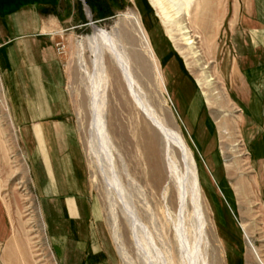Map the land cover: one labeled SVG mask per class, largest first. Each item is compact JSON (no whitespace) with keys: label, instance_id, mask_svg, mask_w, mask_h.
<instances>
[{"label":"rangeland","instance_id":"rangeland-1","mask_svg":"<svg viewBox=\"0 0 264 264\" xmlns=\"http://www.w3.org/2000/svg\"><path fill=\"white\" fill-rule=\"evenodd\" d=\"M231 2L192 3L186 22L197 35L201 66L189 69L149 0H0V213L10 220L13 233L0 247V264H60L47 229L50 208L34 182L32 142L20 125V96L3 72L4 45L24 32V12L28 21L44 25L40 38L64 87L66 115L82 146L86 194L95 204L114 264H264V170L250 153L244 136L248 128L227 83L230 42L225 13ZM129 14L139 19L149 39L162 84L153 61L149 72L144 59L138 60V53L149 57L150 52L143 51ZM92 25L119 39L129 57L133 85L111 58L118 46L94 37ZM125 29L134 34L132 39ZM202 69L220 92L219 112L196 84ZM186 110L193 122L200 111L194 124ZM223 115L232 122L239 156L221 152ZM159 123L179 133L192 154L201 184L203 223L179 151L172 149L171 179L162 187L154 182L151 151L163 145ZM241 181L248 184L246 192L239 187ZM249 202L263 220L258 218V229L247 236L242 224Z\"/></svg>","mask_w":264,"mask_h":264},{"label":"crops","instance_id":"crops-1","mask_svg":"<svg viewBox=\"0 0 264 264\" xmlns=\"http://www.w3.org/2000/svg\"><path fill=\"white\" fill-rule=\"evenodd\" d=\"M225 15L230 42L228 88L248 128L244 136L250 153L264 170V0H232ZM23 16L24 32L4 45L3 72L20 96V125L32 142L35 186L50 208L47 229L53 254L60 264H114L107 236H101L104 230L95 204L86 194L82 146L66 115L64 87L40 38L44 25L28 21L26 12ZM200 111L193 122L186 110L190 123L197 121ZM12 235L10 220L0 213V247Z\"/></svg>","mask_w":264,"mask_h":264},{"label":"bare ground","instance_id":"bare-ground-1","mask_svg":"<svg viewBox=\"0 0 264 264\" xmlns=\"http://www.w3.org/2000/svg\"><path fill=\"white\" fill-rule=\"evenodd\" d=\"M149 2L152 6H154L156 9H158L160 11V15L163 19V22L166 23L167 32L169 33V36L174 43L175 49L183 56L185 64L187 65V67L189 69H191L193 66H197L200 68L201 56L198 53L199 49H197V47H196L197 35H195L193 33V31L187 25V22H186L187 21L186 17L189 14V9H190L192 3L194 2V0H149ZM126 16H128V18H130L132 20L134 25H136L135 27L137 28L138 33L142 38V41H140V42H141V46L144 49L143 51H145L147 49L146 51L150 52L149 57L144 55L143 52L138 53V54H141V56H142V59L140 57V59H138V60L144 59L145 67H147V70L149 71L150 70L149 62L151 59L153 61V64H155L154 66H155V70L157 71L156 72L157 76H158V78L162 84V75L160 74L158 66L155 63L156 62L155 55H154V53L150 47L149 39L147 38L146 34L144 33V30L142 28V25L140 24L139 19H137L133 14H129ZM124 34H126L130 39H132V37L134 35V34H132V32L129 29H125ZM92 35L94 37L99 36V37H102L104 39H107L109 41V43L110 42L113 44L115 43L114 46L115 45L118 46V47L115 46V48L113 49V51L111 53V55L113 57L111 56V58H114L115 63L117 64V66H118L119 70L121 71V74L123 75L127 84L129 86L133 85L132 84L133 79H132V75H131L132 73H131V69H130L129 57L126 55V53L123 49H120V44L118 42L119 39L117 40L115 38L109 37V35H107L102 29H100L98 26H95V25H92ZM90 37H92V36H90ZM113 44H109V45L111 46ZM121 47H123V45ZM97 53H98V51H97ZM136 57H137V55H136ZM98 64H101V62ZM141 69H142V67H141ZM204 69H202L203 71H202L201 75H197L195 77L196 84L200 88L202 95L205 97L207 103L211 107H213V109H217V111L219 112L220 110H222L221 109L222 101L220 100L221 99L220 92L217 90L215 92V86L213 83V79H211L209 77V75L206 74ZM129 88L131 89V87H129ZM156 116H157V114H156ZM225 116L226 115H223L219 119V127L221 130L220 133H221V136L223 138L222 142L224 144L221 152L226 153L228 151L232 154H235V156H239L240 154H238V148H237V146H239V143L235 142L236 140H234V138H233V131L231 129L232 122L227 120V118H225ZM145 118H146V116H145ZM157 126H158V128H159V130L163 136V138H162L163 145L159 149L151 151L152 155H153L152 157L154 160V170H153L154 182L157 186L162 187L165 180H167L168 178L171 177V175L174 173V170L172 167L173 166L172 163H173L174 152L172 153V149L174 148L177 151H179L181 154L182 160L185 164L187 175L189 177L188 179H189V183L191 186L190 189L192 190L191 193L193 194L192 198L194 199V202H195L194 204L196 207V211L198 212L199 218H201V221H202V220H204L205 216H204V210H203V204H202L201 184H200L199 174L197 172L196 164L193 160L192 154H191L188 146L184 142L182 136L179 133H176V132L166 128L165 126L161 125L160 123ZM228 144H229V148H227ZM173 151H175V150H173ZM227 166L229 167V165H227ZM183 181H184V179H183ZM238 184H239L241 191L246 192L248 190V184H246L244 181H241ZM250 204L251 203L249 202L248 211L246 213V216H244V218H243V221H245V222L242 224L243 230L247 234V236L250 233L254 232L256 229H258L257 228V223H258L257 219L260 218L261 220H263V218H261L262 215H260V216L256 215V213L254 211H252ZM202 223H203V221H202ZM260 233H263V232L261 231ZM262 236L264 237V234H262ZM262 240H264V239H262ZM249 243L251 245V250L255 254L254 256L260 262L262 259H260L259 252L257 251V249H255V247L250 242V240H249Z\"/></svg>","mask_w":264,"mask_h":264},{"label":"water","instance_id":"water-1","mask_svg":"<svg viewBox=\"0 0 264 264\" xmlns=\"http://www.w3.org/2000/svg\"><path fill=\"white\" fill-rule=\"evenodd\" d=\"M86 6V5H85ZM86 8H88L87 6H86ZM89 9V8H88ZM88 20H89V23H90V25L93 23V20L91 19V17L89 18L88 17Z\"/></svg>","mask_w":264,"mask_h":264},{"label":"trees","instance_id":"trees-1","mask_svg":"<svg viewBox=\"0 0 264 264\" xmlns=\"http://www.w3.org/2000/svg\"><path fill=\"white\" fill-rule=\"evenodd\" d=\"M90 5H91V3H90Z\"/></svg>","mask_w":264,"mask_h":264}]
</instances>
